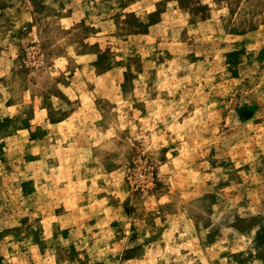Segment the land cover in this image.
Masks as SVG:
<instances>
[{
	"label": "rangeland",
	"instance_id": "374dc122",
	"mask_svg": "<svg viewBox=\"0 0 264 264\" xmlns=\"http://www.w3.org/2000/svg\"><path fill=\"white\" fill-rule=\"evenodd\" d=\"M0 264H264V0H0Z\"/></svg>",
	"mask_w": 264,
	"mask_h": 264
}]
</instances>
